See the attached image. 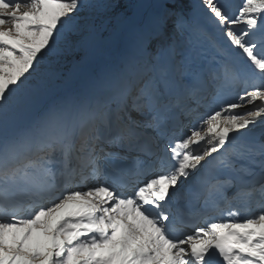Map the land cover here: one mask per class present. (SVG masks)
I'll return each mask as SVG.
<instances>
[{
	"label": "snow or ice",
	"instance_id": "6c2138e0",
	"mask_svg": "<svg viewBox=\"0 0 264 264\" xmlns=\"http://www.w3.org/2000/svg\"><path fill=\"white\" fill-rule=\"evenodd\" d=\"M0 264H264V0H0Z\"/></svg>",
	"mask_w": 264,
	"mask_h": 264
},
{
	"label": "rangeland",
	"instance_id": "374dc122",
	"mask_svg": "<svg viewBox=\"0 0 264 264\" xmlns=\"http://www.w3.org/2000/svg\"><path fill=\"white\" fill-rule=\"evenodd\" d=\"M235 2L238 3V0H235ZM76 59H79V58H76ZM70 67H71L70 64H69V65H66V67H65V69H64L65 72H67V71L70 69ZM241 214L246 215V213H243V212H242Z\"/></svg>",
	"mask_w": 264,
	"mask_h": 264
},
{
	"label": "bare ground",
	"instance_id": "6f19581e",
	"mask_svg": "<svg viewBox=\"0 0 264 264\" xmlns=\"http://www.w3.org/2000/svg\"><path fill=\"white\" fill-rule=\"evenodd\" d=\"M222 215H226V213H223ZM241 215L244 216L243 214H241ZM228 219H231V218L228 217Z\"/></svg>",
	"mask_w": 264,
	"mask_h": 264
},
{
	"label": "trees",
	"instance_id": "16d2710c",
	"mask_svg": "<svg viewBox=\"0 0 264 264\" xmlns=\"http://www.w3.org/2000/svg\"><path fill=\"white\" fill-rule=\"evenodd\" d=\"M76 58H79V56H77Z\"/></svg>",
	"mask_w": 264,
	"mask_h": 264
}]
</instances>
